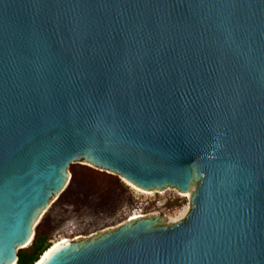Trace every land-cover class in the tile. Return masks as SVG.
Segmentation results:
<instances>
[{"label":"water","instance_id":"1","mask_svg":"<svg viewBox=\"0 0 264 264\" xmlns=\"http://www.w3.org/2000/svg\"><path fill=\"white\" fill-rule=\"evenodd\" d=\"M69 165L186 216L44 264H264V0H0V264Z\"/></svg>","mask_w":264,"mask_h":264},{"label":"rangeland","instance_id":"2","mask_svg":"<svg viewBox=\"0 0 264 264\" xmlns=\"http://www.w3.org/2000/svg\"><path fill=\"white\" fill-rule=\"evenodd\" d=\"M67 174L62 189L34 220L33 229L40 224L50 244L63 237L74 239V245L97 239L128 223L133 214L163 226L186 216L187 197L172 188L143 192L85 165H69Z\"/></svg>","mask_w":264,"mask_h":264},{"label":"trees","instance_id":"3","mask_svg":"<svg viewBox=\"0 0 264 264\" xmlns=\"http://www.w3.org/2000/svg\"><path fill=\"white\" fill-rule=\"evenodd\" d=\"M48 232L37 224L34 230V236L30 245L26 248H20L17 251V261L15 264H33L38 257L50 245L48 243Z\"/></svg>","mask_w":264,"mask_h":264},{"label":"bare ground","instance_id":"4","mask_svg":"<svg viewBox=\"0 0 264 264\" xmlns=\"http://www.w3.org/2000/svg\"><path fill=\"white\" fill-rule=\"evenodd\" d=\"M140 191H142V190H140ZM143 192H146V191H143ZM141 217H143V215L140 213L139 214H133L130 216V218H132V219H138ZM69 242H70V239L65 238V237L54 240L49 245V247L43 251V253L38 257V259L33 264H44L55 251H57L58 249H61L62 247L69 245ZM29 243L30 242H25L23 245L27 246V245H29Z\"/></svg>","mask_w":264,"mask_h":264},{"label":"built area","instance_id":"5","mask_svg":"<svg viewBox=\"0 0 264 264\" xmlns=\"http://www.w3.org/2000/svg\"><path fill=\"white\" fill-rule=\"evenodd\" d=\"M128 218H130V215L128 216Z\"/></svg>","mask_w":264,"mask_h":264}]
</instances>
